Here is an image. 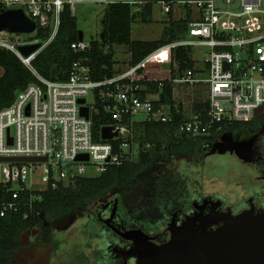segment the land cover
Masks as SVG:
<instances>
[{"label":"built area","instance_id":"obj_1","mask_svg":"<svg viewBox=\"0 0 264 264\" xmlns=\"http://www.w3.org/2000/svg\"><path fill=\"white\" fill-rule=\"evenodd\" d=\"M78 1L0 0V13L20 9L35 25L31 33L0 31V50L13 53L38 81L17 92L12 102L0 109V159L37 160L0 162V185L11 190V200L0 205V217L17 210L21 193L73 187L78 178H94L110 167L135 162L140 152L152 147L138 141L139 125L174 124V116L180 114L177 134L205 138L225 125L252 120L256 110L264 107V0L180 2L185 16H190L185 33L138 65L128 64L125 72L95 81L86 57L72 64L66 81H48L35 72L31 61L56 38L64 6L69 5L74 15L73 4ZM129 4L138 11L144 3ZM171 5L162 2V11L170 14ZM29 46L37 49L25 57L19 49ZM70 48L86 53L91 43L80 39ZM179 48H191V59L203 67L195 64L181 69L175 59ZM196 48L206 49L199 60L193 59ZM149 62L172 67L173 104L161 103L156 108L159 93L148 94L145 85L133 82L132 73ZM161 86L159 83V89ZM192 87L203 96L191 101L186 109L179 92ZM81 99L84 104L78 103ZM83 107L88 109L87 118L81 116ZM100 110L108 121L104 127L116 135L103 141L99 132L100 141L96 142L91 119ZM79 156L87 160L77 161ZM87 166L95 176L84 175Z\"/></svg>","mask_w":264,"mask_h":264},{"label":"trees","instance_id":"obj_2","mask_svg":"<svg viewBox=\"0 0 264 264\" xmlns=\"http://www.w3.org/2000/svg\"><path fill=\"white\" fill-rule=\"evenodd\" d=\"M150 9L149 2L142 4L138 11L126 2L108 3L101 20L104 43L92 41L88 52L76 53L71 50L70 44L81 38L77 32L75 17L66 4L61 13V25L56 38L35 56L31 66L39 76L48 81L64 82L68 79L72 64L87 57L93 80L112 78L113 45L128 48V64L134 67L154 51L178 40L185 33L190 20L188 14L178 20L169 17L159 39L134 41L132 23L137 16H140L142 22H147ZM191 54V48L177 49L175 59L181 69L195 66ZM173 72L170 65L149 62L132 73V80L137 85H145L148 94L159 93L160 100L154 104L157 108L161 103L173 104ZM37 83L35 76L13 53L0 50V109L7 107L17 92L29 84ZM159 83L162 84L161 89ZM181 119L179 114L174 116V124L139 125L138 141L140 144L150 143L152 147L140 152L135 162L110 167L94 178H78L73 187L46 189L34 194L21 193L17 199V210L7 211L0 217V264H19L14 259V253L21 248L24 235L31 229L37 228V241L48 245L53 242L57 224L80 217L90 206L108 198L112 193V199L118 201V211L126 227L141 229L163 241L164 238L161 237L165 234L162 228L170 213L178 208H189L192 201L187 177L172 168L173 162L183 159L187 164L196 166L204 156L203 146L214 143L219 134H236L264 126V111L248 122L225 125L220 132L205 138L177 134L176 126ZM91 121L93 138L98 142L99 132L108 125V121L102 110ZM10 200L11 190L0 185V205Z\"/></svg>","mask_w":264,"mask_h":264},{"label":"rangeland","instance_id":"obj_3","mask_svg":"<svg viewBox=\"0 0 264 264\" xmlns=\"http://www.w3.org/2000/svg\"><path fill=\"white\" fill-rule=\"evenodd\" d=\"M132 1L151 4L149 20L142 22L140 16H137L132 23V39L153 41L159 39L170 16L172 20L185 16L186 12L178 6V3L190 0H80L73 4V9L77 32L82 41L104 43L101 20L106 5ZM162 2L172 3L170 14L162 11ZM112 50L114 51L113 75L117 76L129 68L128 48L124 45H113ZM205 51V48H196L193 50V59L203 58ZM195 64L198 68L203 67L199 61ZM179 93V98L186 109L191 101L203 96L196 87L182 88ZM137 135L139 136L140 133L138 132ZM203 150L202 161L196 166L187 164L183 159L173 162L172 168L187 177L192 199L199 197L200 194L220 201L221 214L236 215L247 211L250 205L257 211L264 210L263 125L252 131L219 134L215 142L206 144ZM84 171V175L88 177L96 174L89 166ZM111 196L108 197L110 200ZM97 205L102 206L103 200L90 206L80 217L57 224L60 228L57 232L58 237H54L53 242L48 245L37 241V228L31 229L24 235L22 246L14 253V259L19 264H102L100 261L104 255L101 251L108 245L106 239L109 233L100 225H95L94 230L91 228V217ZM209 225L213 224L200 221L193 226V230H201Z\"/></svg>","mask_w":264,"mask_h":264},{"label":"water","instance_id":"obj_4","mask_svg":"<svg viewBox=\"0 0 264 264\" xmlns=\"http://www.w3.org/2000/svg\"><path fill=\"white\" fill-rule=\"evenodd\" d=\"M35 25L29 21L20 9L4 10L0 13V31L9 33H31ZM37 46L21 47L19 50L29 56ZM84 104V100L78 101ZM264 111L260 107L255 117ZM81 116L87 118L88 109H80ZM116 134L111 128L103 127L100 137L103 141L111 140ZM77 161L87 160L86 156H79ZM37 160L21 158H5L0 162H33ZM117 201L112 203L110 219L102 223L120 236L123 240L132 243L126 251H116L124 258L130 255L136 257V264H264V210L257 213L254 208L232 214L214 215L215 209L221 204L216 201L207 215V219L220 222V225L211 230L192 232L191 226L204 217V204L196 207L197 214L187 219L182 228L175 226L176 214L172 215L167 224L169 238L162 244H155L152 238L141 229L121 231L112 226L111 220L116 213Z\"/></svg>","mask_w":264,"mask_h":264},{"label":"flooded vegetation","instance_id":"obj_5","mask_svg":"<svg viewBox=\"0 0 264 264\" xmlns=\"http://www.w3.org/2000/svg\"><path fill=\"white\" fill-rule=\"evenodd\" d=\"M114 201L116 200L115 199L110 200L109 198H105L103 200V205L100 207H98L97 205L91 217V228H93V230L95 228V225H100L102 228H105L106 231L109 233L106 239V242L108 245L106 246V248H104L101 251L102 255H104V258H102L100 262L102 264H136V257L134 255H130L124 258L121 254L113 252V250H116L118 252L119 251L126 252L132 247V243L129 241L123 240L120 236H118L116 233H114L111 229H109L102 223V221L110 219L111 214H112V203ZM216 201L217 200H213V198L209 196L204 197V196L199 195V197L197 198L194 197L192 201L190 202L189 208L187 209L178 208L174 212L170 213V216L167 218L164 229H163V233L165 234L164 236L161 237V238H164L163 241H159L157 238L158 236L156 235H149V234L147 235L150 236V238H152V241L155 244H162L166 242L169 238V233L167 231V224L170 222L172 215L176 214L175 226L180 229L185 224L187 219L192 218L193 216L197 214L196 207H200L203 203H205L204 204V217L199 219L196 223H194V225L200 221H208V222H211V224L213 225L212 226L209 225L207 226V228H204L201 230H193L194 225H192L190 230L192 232H199V231L214 229L220 225V222H213L212 220L207 219V215L209 213V210H211V207L215 205ZM252 207L253 206L250 205L249 209ZM221 208H222V204H220V206L215 209L214 215H220L221 213L219 212V210ZM118 210H119V206L117 204L116 213L113 215L110 224L121 231L130 230V228L126 227V225L124 224V221L121 218ZM254 212L257 213L258 211L254 208ZM59 229L60 228H58L56 225V233L54 235L55 238L58 237L57 232L59 231Z\"/></svg>","mask_w":264,"mask_h":264},{"label":"crops","instance_id":"obj_6","mask_svg":"<svg viewBox=\"0 0 264 264\" xmlns=\"http://www.w3.org/2000/svg\"><path fill=\"white\" fill-rule=\"evenodd\" d=\"M133 2V1H132ZM128 3V2H127ZM134 8H138V7H134ZM150 13H151V9H150ZM171 17V16H170ZM113 51V50H112ZM114 53V51H113ZM116 76V75H115ZM181 100V99H180ZM181 102L183 103V101L181 100Z\"/></svg>","mask_w":264,"mask_h":264}]
</instances>
